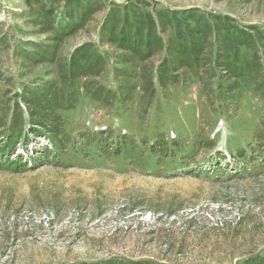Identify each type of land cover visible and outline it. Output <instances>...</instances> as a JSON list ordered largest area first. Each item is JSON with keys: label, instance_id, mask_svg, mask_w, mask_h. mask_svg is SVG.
Returning a JSON list of instances; mask_svg holds the SVG:
<instances>
[{"label": "rangeland", "instance_id": "1", "mask_svg": "<svg viewBox=\"0 0 264 264\" xmlns=\"http://www.w3.org/2000/svg\"><path fill=\"white\" fill-rule=\"evenodd\" d=\"M130 3L264 28V0H0V264H238L264 250V172L185 171L253 140L264 91L228 88L233 79L211 55L216 42L195 70L172 65L165 48L139 57L102 36L111 12ZM43 91L49 118L61 114L78 147L80 132L100 130L113 143L174 139L198 155L177 171L68 153L39 123L45 110L32 99ZM207 138L214 148L199 146Z\"/></svg>", "mask_w": 264, "mask_h": 264}, {"label": "trees", "instance_id": "2", "mask_svg": "<svg viewBox=\"0 0 264 264\" xmlns=\"http://www.w3.org/2000/svg\"><path fill=\"white\" fill-rule=\"evenodd\" d=\"M143 2V0H139ZM80 8V6H78ZM119 9H123L124 17L119 31L118 15ZM131 14L129 16L128 14ZM109 25L103 29L102 36H108L111 41L126 45L127 48L137 52L139 57L150 55L153 51L165 48L170 56L172 65L185 64L186 66L199 70L204 49L212 42V58L215 59L217 66L222 67L226 73L233 79L229 84V89L238 90L240 85H252L258 90L264 91V28L259 26L241 27L236 24V20L230 16L211 15L198 9L188 11L182 10H159L155 15L152 10L145 12L139 11L134 3L117 6L108 18ZM69 32V31H68ZM167 35V38L163 37ZM161 44L160 48H154ZM143 55L139 54L142 53ZM81 64L87 63V59L79 57ZM221 64H217L218 62ZM169 70H165L162 75H166ZM218 77L216 87L218 88L217 96H222L223 74ZM160 82V80H158ZM225 87V86H224ZM226 88V87H225ZM37 101L33 98L34 105L40 104L45 110L42 120L39 123L42 127L47 128L54 135L52 143L60 142L64 145H71L69 152L81 157L93 156L110 159L115 155L117 162H123L127 167L138 168L141 164L147 163L154 167H163L177 171H182L187 165V161L196 158L198 152L193 147L185 151V144L176 140L166 142L164 139H158L150 144L146 141L137 144L134 138L121 136L115 143L116 147L113 152H109V144L113 143L114 135L106 131L80 132L77 137L85 141L80 147L77 145L76 137H73L72 131L67 130L64 118L57 114L49 118V107L44 106V101L51 102V98L45 91L39 96ZM43 99V100H42ZM72 141V142H71ZM71 143V144H70ZM113 143V144H114ZM170 143V144H168ZM199 146L206 149L214 148L215 141L213 138H207L199 141ZM141 146V148H140ZM44 152L57 153L56 149H44ZM152 157V158H151ZM186 173L196 171V175L212 177V175L232 172L242 175H251V171L264 172V117H261L253 128V140L245 146L231 151L229 157H225L218 152L217 156L212 154L203 160L200 165L185 170ZM174 174V173H171ZM216 177V176H215ZM75 264H125L122 259L114 258L96 263H75ZM128 264H138L129 262ZM238 264H264V250H261L254 256L241 259Z\"/></svg>", "mask_w": 264, "mask_h": 264}]
</instances>
